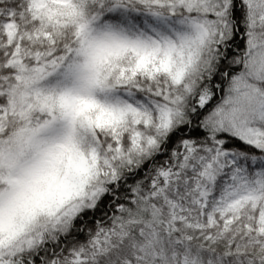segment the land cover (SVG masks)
Instances as JSON below:
<instances>
[{
  "label": "snow or ice",
  "instance_id": "1",
  "mask_svg": "<svg viewBox=\"0 0 264 264\" xmlns=\"http://www.w3.org/2000/svg\"><path fill=\"white\" fill-rule=\"evenodd\" d=\"M0 264H264V0H0Z\"/></svg>",
  "mask_w": 264,
  "mask_h": 264
}]
</instances>
